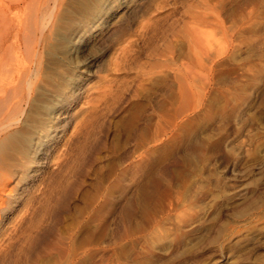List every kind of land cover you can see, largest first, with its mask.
<instances>
[{"label":"rangeland","instance_id":"1","mask_svg":"<svg viewBox=\"0 0 264 264\" xmlns=\"http://www.w3.org/2000/svg\"><path fill=\"white\" fill-rule=\"evenodd\" d=\"M39 52L0 264H264V0H63Z\"/></svg>","mask_w":264,"mask_h":264},{"label":"bare ground","instance_id":"2","mask_svg":"<svg viewBox=\"0 0 264 264\" xmlns=\"http://www.w3.org/2000/svg\"><path fill=\"white\" fill-rule=\"evenodd\" d=\"M50 1L53 2L51 6ZM62 1L0 0L1 129L6 130L7 126H11L10 119L20 110L26 95L29 96L34 90L33 76L39 72L42 63L39 50L51 34L56 10ZM25 51H28L26 55L33 61L29 66L25 62H28V58L25 60L23 55ZM96 58H90L89 62ZM33 66H36L35 69H32Z\"/></svg>","mask_w":264,"mask_h":264}]
</instances>
